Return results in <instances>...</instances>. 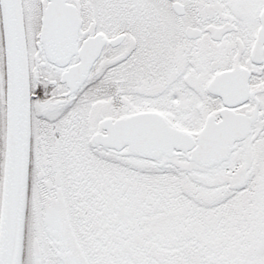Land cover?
Segmentation results:
<instances>
[{
  "label": "snow or ice",
  "instance_id": "1",
  "mask_svg": "<svg viewBox=\"0 0 264 264\" xmlns=\"http://www.w3.org/2000/svg\"><path fill=\"white\" fill-rule=\"evenodd\" d=\"M0 264H264V0H0Z\"/></svg>",
  "mask_w": 264,
  "mask_h": 264
}]
</instances>
